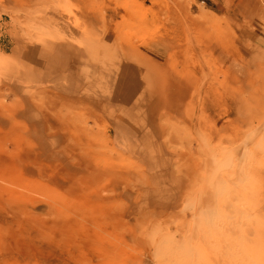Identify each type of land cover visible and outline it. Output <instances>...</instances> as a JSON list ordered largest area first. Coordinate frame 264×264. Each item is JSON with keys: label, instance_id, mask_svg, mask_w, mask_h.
Here are the masks:
<instances>
[{"label": "rangeland", "instance_id": "374dc122", "mask_svg": "<svg viewBox=\"0 0 264 264\" xmlns=\"http://www.w3.org/2000/svg\"><path fill=\"white\" fill-rule=\"evenodd\" d=\"M255 18L264 0H0V264H264ZM19 39L76 68L17 83Z\"/></svg>", "mask_w": 264, "mask_h": 264}, {"label": "crops", "instance_id": "0c3cea01", "mask_svg": "<svg viewBox=\"0 0 264 264\" xmlns=\"http://www.w3.org/2000/svg\"><path fill=\"white\" fill-rule=\"evenodd\" d=\"M254 20V19H253ZM252 25H249L248 28H240L239 36L246 44L254 46L256 49L264 52V28L263 23H261L259 18H255ZM26 42L18 41L13 42L15 47L8 46L3 44V47L9 48L6 51L2 50L7 57L6 65H3L1 68L2 72L9 77L10 79L16 81L21 85H36L40 81V78L43 74L36 73L37 69H40V64H43V68L51 70H66L76 66L72 62V54L68 50V47H42L39 48L34 44H28L25 46ZM14 50V51H13ZM249 55H252L250 53ZM5 57V58H6ZM252 57H249V60L244 62L242 65H237V69H248L250 68ZM12 63V65H11ZM40 71V70H39ZM49 74V73H48ZM49 76H57V74ZM58 77V76H57ZM60 78V77H59Z\"/></svg>", "mask_w": 264, "mask_h": 264}, {"label": "bare ground", "instance_id": "6f19581e", "mask_svg": "<svg viewBox=\"0 0 264 264\" xmlns=\"http://www.w3.org/2000/svg\"><path fill=\"white\" fill-rule=\"evenodd\" d=\"M173 1V3H177L178 2V0H172ZM200 18L201 19H203V20H206V19H209V17L207 16V15H205V14H200ZM171 75L173 76V79H175V80H177L178 82H180L182 79H177V71L175 70V71H173L172 73H171ZM182 82H184V81H182ZM185 87H183L184 88V90H180V93H178V95H180V96H183L184 94H186V92H187V90H188V88H189V86H190V84L188 83L187 84V86L186 85H184ZM194 90V89H193ZM195 91V90H194ZM176 91L175 90H172V93H175ZM196 92V91H195ZM197 93V92H196ZM175 95V94H174ZM195 94H194V92H192L191 93V96L193 97ZM197 95H198V97H199V93H197ZM217 105H220L221 107H223V111L224 112H227L228 111V109H232L231 108V105H229L227 102H226V100H225V97H224V94L223 95H220V97H218L216 100H215V102L214 103H212L211 104V106H209L208 105V107H207V109H209V110H213L214 109V106H217ZM170 107H171V109H173V111H176V112H178V111H180V108H179V106H178V103L177 104H173V103H171L170 104Z\"/></svg>", "mask_w": 264, "mask_h": 264}]
</instances>
